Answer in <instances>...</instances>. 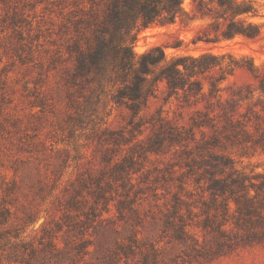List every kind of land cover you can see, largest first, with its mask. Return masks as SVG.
Here are the masks:
<instances>
[{"label":"rangeland","instance_id":"1","mask_svg":"<svg viewBox=\"0 0 264 264\" xmlns=\"http://www.w3.org/2000/svg\"><path fill=\"white\" fill-rule=\"evenodd\" d=\"M111 1L0 0V264H264V133L154 82L203 53L263 72L264 0H243L256 40L192 43L208 21L192 0L173 24L137 22L124 37L136 65L156 46L164 59L133 109L111 60L94 74L80 53L112 28Z\"/></svg>","mask_w":264,"mask_h":264},{"label":"trees","instance_id":"2","mask_svg":"<svg viewBox=\"0 0 264 264\" xmlns=\"http://www.w3.org/2000/svg\"><path fill=\"white\" fill-rule=\"evenodd\" d=\"M182 0H112L108 20L111 29L100 27L105 38L96 39L87 44L86 52L81 54L87 62L86 69L99 74L104 71L105 64L111 60L112 71L123 84L118 91L117 102L123 99L135 108L136 100H144L142 85L151 66L164 59L161 46L144 52L136 60L132 50L126 44L125 35L139 22L142 27L153 23L173 24L180 12ZM189 14L192 19L205 18L208 21L194 30L192 43L216 42L221 39H232L240 36L248 40H256L261 35L260 27L248 19L254 15L250 4L243 0H192ZM134 12V17L128 12ZM127 13V14H126ZM127 16V17H126ZM186 58H181L163 67L155 76L154 82H163L168 90H179L194 93L201 99L214 100L217 109L211 108L215 116L222 117L227 128L251 127L264 133V71L256 72L249 60L239 61L230 57L228 64H223L211 53H203L200 57H189L191 65L187 67ZM181 65L182 68L178 66ZM200 74L207 78V86L199 80L190 78ZM248 79L247 83L238 84V75ZM189 77V83L187 77ZM232 77L233 79H230ZM200 112V111H198ZM196 120V125L212 124L213 117ZM202 121V122H201ZM214 125V124H212ZM245 133H247L245 131Z\"/></svg>","mask_w":264,"mask_h":264}]
</instances>
